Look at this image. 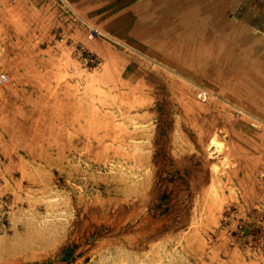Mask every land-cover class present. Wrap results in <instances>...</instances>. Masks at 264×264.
I'll return each mask as SVG.
<instances>
[{
  "label": "rangeland",
  "instance_id": "1",
  "mask_svg": "<svg viewBox=\"0 0 264 264\" xmlns=\"http://www.w3.org/2000/svg\"><path fill=\"white\" fill-rule=\"evenodd\" d=\"M31 2L0 0V264H264V207L209 179L243 137L264 173V0H186L215 57L174 60Z\"/></svg>",
  "mask_w": 264,
  "mask_h": 264
},
{
  "label": "crops",
  "instance_id": "2",
  "mask_svg": "<svg viewBox=\"0 0 264 264\" xmlns=\"http://www.w3.org/2000/svg\"><path fill=\"white\" fill-rule=\"evenodd\" d=\"M6 1L12 5L32 3L31 0H2L3 3ZM194 6L191 4L189 8ZM48 8L52 15H56L60 26L75 28L71 36L75 37L77 44L94 51L98 46H89L83 28L96 29L106 45L125 44L137 51H146L149 57L172 60L193 57L194 51L202 48H206V52L210 49L211 56L215 57L213 35H202V26L209 19L203 24L204 19L200 16L196 21L187 23L184 20L186 0H50ZM78 34H83V37H78ZM227 133L229 139L235 134L231 131ZM250 139L243 137L242 140L252 146ZM243 143L239 148L231 147L228 151L231 163L228 169L211 168L210 183L217 194L222 193L221 202H230L240 196L245 206L259 204L264 207V179L259 180L260 173L263 176L264 173L258 167L251 170L252 150ZM261 144L257 143L258 147L264 148ZM258 150L264 154V149ZM239 156L241 164H235Z\"/></svg>",
  "mask_w": 264,
  "mask_h": 264
},
{
  "label": "built area",
  "instance_id": "3",
  "mask_svg": "<svg viewBox=\"0 0 264 264\" xmlns=\"http://www.w3.org/2000/svg\"><path fill=\"white\" fill-rule=\"evenodd\" d=\"M36 1H39V2H42V3H46L48 2L49 0H36ZM100 33L98 31H94V33L91 35L92 37L91 38H95L96 36H98ZM8 81V77L5 76V75H2L0 76V84H4Z\"/></svg>",
  "mask_w": 264,
  "mask_h": 264
},
{
  "label": "bare ground",
  "instance_id": "4",
  "mask_svg": "<svg viewBox=\"0 0 264 264\" xmlns=\"http://www.w3.org/2000/svg\"><path fill=\"white\" fill-rule=\"evenodd\" d=\"M14 254L12 252L6 253L3 256H0V259H8L12 257Z\"/></svg>",
  "mask_w": 264,
  "mask_h": 264
}]
</instances>
